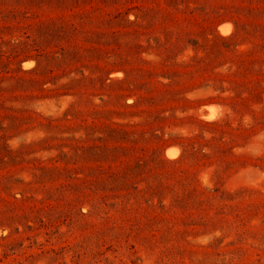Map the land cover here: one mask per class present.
Masks as SVG:
<instances>
[{"label":"rangeland","instance_id":"obj_1","mask_svg":"<svg viewBox=\"0 0 264 264\" xmlns=\"http://www.w3.org/2000/svg\"><path fill=\"white\" fill-rule=\"evenodd\" d=\"M0 264H264V0H0Z\"/></svg>","mask_w":264,"mask_h":264},{"label":"bare ground","instance_id":"obj_2","mask_svg":"<svg viewBox=\"0 0 264 264\" xmlns=\"http://www.w3.org/2000/svg\"><path fill=\"white\" fill-rule=\"evenodd\" d=\"M172 152V151H171ZM170 153V152H169Z\"/></svg>","mask_w":264,"mask_h":264}]
</instances>
